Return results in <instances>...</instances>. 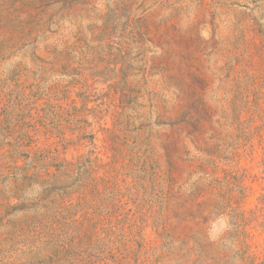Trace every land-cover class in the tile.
Masks as SVG:
<instances>
[{"label":"rangeland","instance_id":"374dc122","mask_svg":"<svg viewBox=\"0 0 264 264\" xmlns=\"http://www.w3.org/2000/svg\"><path fill=\"white\" fill-rule=\"evenodd\" d=\"M0 264H264V0H0Z\"/></svg>","mask_w":264,"mask_h":264}]
</instances>
